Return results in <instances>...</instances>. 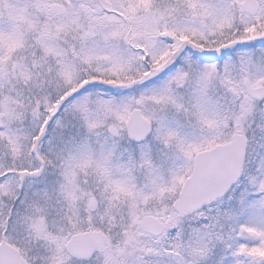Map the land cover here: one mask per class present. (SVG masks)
Listing matches in <instances>:
<instances>
[{"label":"snow or ice","instance_id":"snow-or-ice-1","mask_svg":"<svg viewBox=\"0 0 264 264\" xmlns=\"http://www.w3.org/2000/svg\"><path fill=\"white\" fill-rule=\"evenodd\" d=\"M0 264H264V0H0Z\"/></svg>","mask_w":264,"mask_h":264}]
</instances>
